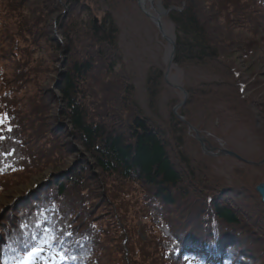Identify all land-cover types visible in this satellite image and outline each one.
Segmentation results:
<instances>
[{
    "label": "trees",
    "instance_id": "1",
    "mask_svg": "<svg viewBox=\"0 0 264 264\" xmlns=\"http://www.w3.org/2000/svg\"><path fill=\"white\" fill-rule=\"evenodd\" d=\"M156 1L174 26L173 64L216 76L186 86L178 113L223 104L239 122L257 116L263 134L264 80L228 57L247 59L250 35L264 41V0ZM100 11L98 0H0V163L14 169L0 174V264H20L33 248L41 251L31 264H264L255 191L264 164L236 170L255 200L244 212L231 198L236 187L183 152L196 140L172 111L180 100L163 127L138 106L118 27ZM162 85V70L150 67L151 108ZM261 149L258 161L264 136Z\"/></svg>",
    "mask_w": 264,
    "mask_h": 264
},
{
    "label": "rangeland",
    "instance_id": "2",
    "mask_svg": "<svg viewBox=\"0 0 264 264\" xmlns=\"http://www.w3.org/2000/svg\"><path fill=\"white\" fill-rule=\"evenodd\" d=\"M145 1L147 8L150 9V13L155 15L154 10L150 8L149 0ZM98 2L101 7L98 17H101L105 11L109 10L118 27V46L122 52L123 62L134 86V100L138 106L148 117L157 122L159 126L163 127L167 119L170 103L174 99H179L180 102L172 108V111L177 118L178 116H182L178 113V110L185 106L188 99L185 87L195 85L199 82L215 80L216 76L204 68L194 66L179 68L173 64V61L171 66H169V44L161 37L152 21L143 14L135 0H130L127 4H123L120 1L118 7H116L111 0H98ZM153 4L155 9L160 8L159 1L153 0ZM165 17L166 16H161L163 30L175 41L174 26L167 21ZM3 23L4 20L0 17V27ZM260 36L259 34L254 36L250 35V37H253L255 43L254 46L250 47L251 52L247 56V59L241 58L236 52L228 58L234 60L246 73V76L254 73L255 76L264 80V41ZM34 50L35 51L31 54V66L38 57L45 54L46 48L41 44L38 49L36 48ZM6 66V74L10 75V73L13 72L12 66L10 63H7ZM152 66L161 69L163 72L162 90L153 108L150 107L146 90L147 71ZM168 66L167 80L170 84L164 81V74ZM172 85H179L183 87L186 92L187 99L181 106H179V104L183 101L184 95ZM31 86L30 83L26 84L27 90L25 93L23 91L24 95L30 93ZM207 109L210 108L195 104L189 106L187 108V115H183L182 117L184 121L188 122L198 131L200 137L206 139L209 146L214 147L215 150L213 152H217V150L223 146L246 160L258 161L263 154L261 143H263L264 136V133L260 134L256 132L260 126L259 118L256 116L255 122L251 126L239 122L236 114L228 110L223 104L212 105V110ZM208 114L210 116L209 118ZM181 122L184 124L182 125L183 132L187 136L190 135L194 137L193 130L185 126L183 121ZM181 148H183L182 150L184 153L191 156L194 160L204 161L210 167L211 172L222 178L226 184L236 187L237 189L231 194V198L244 212L254 213L252 206L255 200L249 189L241 183L240 177L236 171L245 169L246 163L227 155L216 157L207 156L203 153L197 141L186 140ZM251 172L260 175V173L254 169H251ZM43 179L44 176L38 175L34 177L27 188L37 185ZM25 189L26 188L23 187L22 190Z\"/></svg>",
    "mask_w": 264,
    "mask_h": 264
},
{
    "label": "water",
    "instance_id": "3",
    "mask_svg": "<svg viewBox=\"0 0 264 264\" xmlns=\"http://www.w3.org/2000/svg\"><path fill=\"white\" fill-rule=\"evenodd\" d=\"M135 2L137 3V5L139 6V8L141 9V11L143 12V14L145 16H147L152 23L156 26L158 32L160 33L161 37L169 44L170 46V54H169V58H168V65L171 66L173 58H174V51H175V41L173 40V38H171L170 36H168L165 31L163 30V25H162V19L161 16H166L168 13V10L164 9L160 4L159 7L162 9V13H158L157 10L154 8V4H153V0H149V4H150V8L154 10L155 15L150 13V9L147 8L146 6V1L145 0H135ZM169 66L164 74V81L167 82L168 84H170L167 80V74H168V69ZM173 87H175L176 89L180 90L183 95V101L179 104V106L183 105L187 99V95L186 92L184 90L183 87L179 86V85H172ZM175 112V111H174ZM176 113V112H175ZM178 118L183 121L185 123L186 126H188L189 129L193 130L194 132V138L195 140L199 143L201 150L203 151V153L207 156H223V155H227V156H231L234 157L236 159H238L241 162H244L246 164H250V165H255V166H260L264 164V158L259 161V162H254V161H249L246 160L244 158H242L241 156H239L238 154L234 153L231 150H228L225 147H220V149L217 150V152H213L215 149L212 146H209L207 144L206 139L200 137L198 135V131L196 129H194L188 122L184 121L182 116H178ZM255 191L257 192V194L259 195L261 201L264 204V181L259 182L256 186H255Z\"/></svg>",
    "mask_w": 264,
    "mask_h": 264
},
{
    "label": "snow or ice",
    "instance_id": "4",
    "mask_svg": "<svg viewBox=\"0 0 264 264\" xmlns=\"http://www.w3.org/2000/svg\"><path fill=\"white\" fill-rule=\"evenodd\" d=\"M3 123H4V120L0 119V124H3ZM8 131H11L10 127L8 128ZM2 139H4V137L0 136V140ZM3 155L7 156V155H11V153H5ZM7 170H14V169H12L11 165L0 163V174H3ZM54 238L55 237H53V239ZM40 251L41 250L39 248H33L31 251L27 253V256L21 260L20 264H31V260L34 257L38 256L40 254ZM55 255L58 257V260H64L67 258L63 253H56ZM49 264H58V261L56 259H52L49 261Z\"/></svg>",
    "mask_w": 264,
    "mask_h": 264
},
{
    "label": "bare ground",
    "instance_id": "5",
    "mask_svg": "<svg viewBox=\"0 0 264 264\" xmlns=\"http://www.w3.org/2000/svg\"><path fill=\"white\" fill-rule=\"evenodd\" d=\"M156 10H157L158 13H160V14L162 13L161 8H158V9H156ZM170 69H171V67H170Z\"/></svg>",
    "mask_w": 264,
    "mask_h": 264
}]
</instances>
